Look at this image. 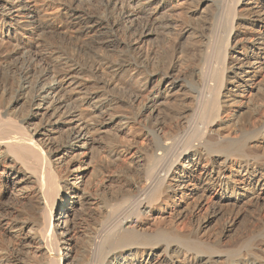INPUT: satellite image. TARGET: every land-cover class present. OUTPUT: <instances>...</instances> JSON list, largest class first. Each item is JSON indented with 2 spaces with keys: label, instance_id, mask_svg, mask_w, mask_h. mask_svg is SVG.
Returning <instances> with one entry per match:
<instances>
[{
  "label": "bare ground",
  "instance_id": "obj_1",
  "mask_svg": "<svg viewBox=\"0 0 264 264\" xmlns=\"http://www.w3.org/2000/svg\"><path fill=\"white\" fill-rule=\"evenodd\" d=\"M260 204L264 0H0V264H264Z\"/></svg>",
  "mask_w": 264,
  "mask_h": 264
},
{
  "label": "rangeland",
  "instance_id": "obj_2",
  "mask_svg": "<svg viewBox=\"0 0 264 264\" xmlns=\"http://www.w3.org/2000/svg\"><path fill=\"white\" fill-rule=\"evenodd\" d=\"M197 38H195L193 40V42L196 40ZM193 42H190L189 44L193 43ZM187 44V47L184 48V51L181 52V53H178V52H172V54H175L176 56H180L182 55L181 58H184L186 60V63H189L188 61H191L192 58H193V55H194V51L193 49L189 48ZM179 55H177V54ZM174 55V56H175ZM17 73V72H16ZM259 100H253V106H256L257 104H259ZM50 144L54 145L55 144V141H51ZM49 144V145H50ZM117 165H115L114 163H106L104 162L101 167L99 168V173L97 176V180H98V183L101 184V183H104L106 180H108L109 182V185L113 187V185L115 186V184H117L118 182L116 181V178H118L119 176V170H120V167H116ZM116 167V168H115ZM119 173V174H118ZM117 175V176H116ZM114 179V180H113ZM102 181V182H101ZM111 181V182H110ZM246 215H245V218L243 219V223L246 225V226H249L251 228L254 227V223L252 224L254 218L256 216H260V215H264V204H260V205H254V206H249L246 211H245ZM257 224V223H256ZM253 226V227H252ZM255 228V227H254ZM253 228V229H254Z\"/></svg>",
  "mask_w": 264,
  "mask_h": 264
}]
</instances>
